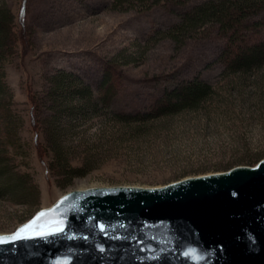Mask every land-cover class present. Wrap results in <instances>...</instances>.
I'll return each mask as SVG.
<instances>
[{"label": "rangeland", "instance_id": "obj_1", "mask_svg": "<svg viewBox=\"0 0 264 264\" xmlns=\"http://www.w3.org/2000/svg\"><path fill=\"white\" fill-rule=\"evenodd\" d=\"M181 1L0 0L15 30L25 34L4 65V100L16 138L11 150L22 154L18 169L30 173L38 188L36 196L15 198L24 203L0 195V234L13 232L73 190L159 187L251 167L264 158V65L227 73L218 59L223 40L208 25L172 40L165 31L178 13L202 0ZM253 35L263 38L264 27ZM57 71L76 75L95 97L105 75L113 86L104 98L108 107L61 122L60 146L77 169L70 178L50 167L44 135L48 110L30 99L44 97L48 77ZM196 78L213 90L197 109L124 120L147 110L164 90Z\"/></svg>", "mask_w": 264, "mask_h": 264}, {"label": "water", "instance_id": "obj_2", "mask_svg": "<svg viewBox=\"0 0 264 264\" xmlns=\"http://www.w3.org/2000/svg\"><path fill=\"white\" fill-rule=\"evenodd\" d=\"M41 213L0 244V264H264V158L159 187L73 190L0 237Z\"/></svg>", "mask_w": 264, "mask_h": 264}, {"label": "trees", "instance_id": "obj_3", "mask_svg": "<svg viewBox=\"0 0 264 264\" xmlns=\"http://www.w3.org/2000/svg\"><path fill=\"white\" fill-rule=\"evenodd\" d=\"M138 1L157 4L173 0ZM176 1L178 4L182 3L181 0ZM183 2L185 3L184 0ZM207 25L215 28L223 40L218 59L227 73L245 74L264 65V37L255 38L253 35L264 27V0H202L200 3L189 4L178 13L177 20L165 32L178 42L179 39L204 30ZM24 35L22 31L15 30L12 14L4 6H0V195H7L15 202H21L16 197L27 199L32 194H38L30 173L19 171L16 164V159L22 154L12 152L16 149L14 119L10 103L4 100L8 88L4 78V65L17 53L18 45L25 41ZM47 83L43 98L38 101L34 97L30 99L31 102L46 106L45 109L48 110L44 135L51 150L50 167L55 168L64 178H70L77 174V169L71 167L64 156L63 147L60 146L61 122L67 124L74 118L85 116L87 112L93 113L102 107H108L104 98L112 93L113 86L110 76L105 75L101 88L99 87V96L95 97L88 85L76 75L65 71L51 74ZM212 93V87L197 78L181 82L164 90L147 110L124 115V120L143 122L183 110H194L208 100Z\"/></svg>", "mask_w": 264, "mask_h": 264}, {"label": "snow or ice", "instance_id": "obj_4", "mask_svg": "<svg viewBox=\"0 0 264 264\" xmlns=\"http://www.w3.org/2000/svg\"><path fill=\"white\" fill-rule=\"evenodd\" d=\"M44 215H45L44 213H41L40 216L37 217L36 221H33L32 224L27 225L24 228L20 229L12 237H10V238L0 237V244L12 242V241L17 240V239H21L22 238V233L34 230L37 221L40 220ZM50 227H51V230L53 232H62L63 231V227L59 223H56L54 225H50ZM101 230H103V229H101ZM41 234H45V233L42 232ZM189 255H191V253H189Z\"/></svg>", "mask_w": 264, "mask_h": 264}, {"label": "bare ground", "instance_id": "obj_5", "mask_svg": "<svg viewBox=\"0 0 264 264\" xmlns=\"http://www.w3.org/2000/svg\"><path fill=\"white\" fill-rule=\"evenodd\" d=\"M136 187V186H135Z\"/></svg>", "mask_w": 264, "mask_h": 264}]
</instances>
